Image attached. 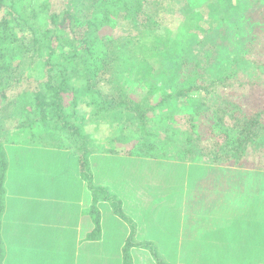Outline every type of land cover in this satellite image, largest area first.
Wrapping results in <instances>:
<instances>
[{"label": "trees", "instance_id": "1", "mask_svg": "<svg viewBox=\"0 0 264 264\" xmlns=\"http://www.w3.org/2000/svg\"><path fill=\"white\" fill-rule=\"evenodd\" d=\"M179 8L185 9L187 18L174 17ZM192 8L190 0H59V5L55 0H0V193L7 167L3 143L12 141L10 127L14 126L15 133L23 128L17 137L24 133V140L33 143L34 138V144L41 135L60 142L67 134L75 136L80 143L77 150L74 140L64 146L43 142L41 147L64 151L74 160L69 170L80 172L84 189L92 198L88 211H82L93 224L89 239H100L103 217L98 203L110 207L113 217L129 226L119 260L114 264H133L132 252L142 250L149 252L153 264L168 263L151 241L137 242L136 223L122 211L123 199L112 193L111 187L93 183L87 158L90 143L88 138H82V127L72 122L81 106L93 108L88 120H98L102 112L113 111L129 116L132 123L139 122L140 135L144 132L140 142L146 141L137 153L140 158H151L156 154L149 155L150 152L160 150L159 157L163 159L176 157L192 163L200 156H211L218 164L241 165L247 156L251 162L248 168L264 170V103L254 98L256 88L264 91V27L256 23L258 31L248 29L249 37L239 52L232 51L221 60L222 54L217 55L219 36L214 32L225 36V22L231 12L226 10L217 30L214 26L204 39L197 40L195 29L202 16H193ZM171 29L182 36L189 34L196 44L185 48L169 68L165 65L169 43L187 44V38L181 44L175 41ZM32 71L40 76L34 79ZM124 74L133 77L145 94L136 100L123 95L118 76ZM30 86L33 91L29 102L21 109L33 108L29 110V121L37 127L41 124L38 131H27L18 125L16 116L7 115L15 112L16 103ZM215 86L221 92L212 103L211 89ZM189 97L198 98L194 113L205 108L203 118L208 133L215 138L213 142L196 132L194 124L186 131L176 130L177 137L170 140L175 135L156 136L149 132L150 114L172 98ZM8 119L14 120L12 126L5 123ZM122 131L125 127L121 134ZM128 153L124 150L120 154ZM154 191L155 197L162 190ZM261 210L257 211L258 219Z\"/></svg>", "mask_w": 264, "mask_h": 264}, {"label": "rangeland", "instance_id": "2", "mask_svg": "<svg viewBox=\"0 0 264 264\" xmlns=\"http://www.w3.org/2000/svg\"><path fill=\"white\" fill-rule=\"evenodd\" d=\"M55 2L59 5V0H55ZM190 2L193 3V16H198V18L202 16V20H199L195 29L194 38L197 40L204 39L205 35L210 32V28L215 26L217 30V26L225 18L226 12H231V18L225 22L227 27L225 36L221 37L220 34L214 32L219 36L217 55L222 54L221 60L228 58L232 51L239 52L241 45L245 44L243 41L249 37L248 29L253 28L256 23L264 27V5L261 4V0H190ZM204 12H208V16ZM184 14H186L185 9L179 8L174 13V17L177 20H183L187 18ZM259 25L254 27L256 31L259 30L257 28ZM182 27L177 30H181ZM179 32H172L174 40L181 44L187 38V44L181 46L175 42L169 43V52L165 58V65L169 68L173 67L185 48L196 44V41L192 43L193 40L189 39V34L182 36ZM178 34L179 36H177ZM156 41L161 44L160 39ZM174 53L176 57H174ZM41 74L40 78H43L44 74ZM37 75L36 71L30 73L34 79L37 78ZM118 77L123 95L136 100L137 96L145 94L146 90L135 83L133 77H127V74ZM32 88L30 86V90L18 100L15 112L11 114L9 112L7 115L11 118L16 116L18 125H22L27 131L33 128L34 131H38L42 129L41 124H38L37 127L36 124L29 121V116L32 115L29 110L33 108L25 109L24 107L23 111L21 109L22 104H28ZM211 90L213 94L210 99L213 103L221 90L218 86ZM254 98L264 103V91L256 88ZM197 101L196 97L172 98L169 103L149 115L151 119L149 132L151 134L155 132L156 136L160 134L162 136L175 135L176 130L186 131L188 126L194 124L197 125L196 132H199L204 139L208 138L207 140L213 142L215 138L208 133L206 121L203 118L205 108L194 113V105L198 104ZM68 109L66 108L65 111L69 112ZM92 111H94L93 108L83 109L81 106L76 110L72 122L82 127L81 136L88 138L90 143L87 158L90 171L93 174V183L97 186L111 187L110 191L115 192L121 200L123 199L122 211L128 216H132L136 223L135 238L137 242L151 241L159 255L168 264H254V262L261 264L264 262V208L260 212V219L256 218L257 211H260L262 206L264 207V170L248 168L251 162L247 156L242 159L243 161L247 159L246 163L242 161L241 165L238 163L237 165L218 164L211 156H200L192 163L181 162L176 157L163 159L164 157H159L162 155L160 150L148 152L149 155L156 154L151 158H140L137 153L140 150V145L142 146L146 141L140 142L144 132L141 136L139 122L132 123L130 122L132 118L129 116L124 113L116 115V112L113 111L102 112L99 114L98 120H88L90 114L93 115ZM5 123L12 126L14 120L8 119ZM13 127H10L9 131L12 140L10 142L15 141L16 143V139L23 142L26 139L24 133L19 138L17 137L19 133L23 132L21 131L23 128H19V133H15L16 129ZM123 127H125V131H122L121 134L120 130ZM177 135L168 139H174ZM41 136L42 138H37L35 144L34 138H32L33 148L42 146L43 142L61 144L62 146L71 145V141L74 140L76 142L75 150H77L80 144L75 136L69 134L65 135L63 142L50 136ZM3 145L7 146L8 144L3 143ZM164 145L167 148L168 143L166 142ZM9 147L12 148L10 145ZM124 150L130 151V153L121 155L120 153ZM167 154L169 155V153ZM52 167H54V163ZM19 177L26 178L25 176ZM60 179L63 177L60 176ZM82 184L84 185L83 181ZM57 185L60 187L59 191L53 189L51 193L45 195L49 197L64 195V203L71 205L68 206L71 209L66 208L67 220L74 222L70 224L69 230L65 233V244L66 258L74 261L78 259L75 221L77 218H81L82 211H88L92 198L90 193L84 192L80 181L79 186L76 187V184L66 177L63 182L57 179ZM158 189L162 191H159V194L154 197V190ZM29 194L25 188L22 194H18V197L27 199ZM132 197V200L129 199ZM49 202L50 200L44 199L39 203ZM49 204L41 205L36 210L44 213L43 215L38 214L35 222L40 223L43 221V217L45 218L39 233L45 237H51V246L54 249L57 246L54 242L57 232L52 229L55 213L51 206L52 203ZM47 209L51 214L47 213ZM110 209V207L98 203L99 213L105 220L100 239L97 242L98 247L93 246V251L86 247L83 248L91 256V264H114L119 260L121 245L129 232L127 223L117 216L113 217ZM62 210H65V207ZM46 215L49 220H47L48 217H45ZM85 217L89 218V215L86 214L82 217V227L79 225L77 228L79 233L82 229V234H78V238H82L93 229L92 223H88L87 226L84 224ZM63 243L64 241H62ZM131 255L133 264L154 263L149 259V252L146 250L133 251ZM52 259H57V257L52 254Z\"/></svg>", "mask_w": 264, "mask_h": 264}, {"label": "crops", "instance_id": "3", "mask_svg": "<svg viewBox=\"0 0 264 264\" xmlns=\"http://www.w3.org/2000/svg\"><path fill=\"white\" fill-rule=\"evenodd\" d=\"M16 140V143L13 141L14 143L10 142L5 146L7 149V167L3 189L0 193V200L2 198L0 202V264H91V256L83 248L86 247V249L93 251V246L98 247V241L89 239L88 236L92 231L82 238H78V234H82V217L86 214L81 212V218H77V221H75L77 231L75 243L78 259L68 260L66 258L65 233L74 221L67 220L66 208L71 209V207H68L71 205L64 203V195L57 197L45 195L51 193L53 189L59 191L60 187L56 186L57 179L63 182L66 177L73 184H76V187L79 186L80 181L81 187L84 188L80 172L77 169L69 170L73 169L71 164L74 160L69 158L64 151L41 146L33 148L29 141ZM53 163L54 167H52ZM75 165L77 166L76 162ZM19 176H25L26 178ZM60 176L63 179H60ZM25 188L30 194L27 195V199H19L18 194H22ZM84 192H86L85 189ZM44 199L50 200L49 203H52L51 206L55 213L52 229L57 232L54 237L57 246L54 249L51 246V237H45V235L39 233L45 218L43 217V221L40 223L35 222L38 214L43 215L44 213L36 210L41 205H50L49 203H39ZM63 207H65V210L61 211ZM263 208L262 206L260 209ZM47 213L51 214L48 209ZM85 218L84 224L86 226L88 223H92L90 218ZM47 220H49V217ZM104 224L105 220L103 218L102 227ZM79 225L81 226L80 233L77 230ZM102 236H104L103 233ZM62 241H64L63 244ZM52 254L57 259H52Z\"/></svg>", "mask_w": 264, "mask_h": 264}]
</instances>
